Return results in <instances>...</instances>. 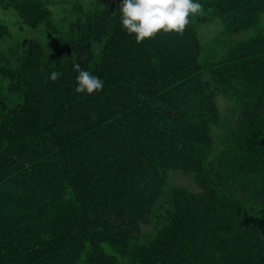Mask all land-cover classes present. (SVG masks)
I'll use <instances>...</instances> for the list:
<instances>
[{"label": "trees", "instance_id": "trees-1", "mask_svg": "<svg viewBox=\"0 0 264 264\" xmlns=\"http://www.w3.org/2000/svg\"><path fill=\"white\" fill-rule=\"evenodd\" d=\"M1 2L54 41L0 66V264H264V0H196L183 35L143 43L120 0H83L66 31L44 0ZM214 21L254 33L204 68ZM74 62L101 92L75 91ZM217 94L238 107L215 146ZM168 171L198 192L172 188L167 208Z\"/></svg>", "mask_w": 264, "mask_h": 264}, {"label": "rangeland", "instance_id": "rangeland-1", "mask_svg": "<svg viewBox=\"0 0 264 264\" xmlns=\"http://www.w3.org/2000/svg\"><path fill=\"white\" fill-rule=\"evenodd\" d=\"M52 11L50 27L54 30L66 31L68 24L73 20L75 5H79L83 0H44ZM0 21L5 23L10 31V37L0 41V66L8 63L9 52L15 53L31 39L42 43L53 44L52 32L47 27L29 29L19 19L12 8H5L0 0ZM253 31L241 32L238 34L229 33L219 21L198 25V34L202 48L201 60L204 68L220 59L234 43L244 41L253 35ZM7 57V59H6ZM7 62V63H6ZM217 105L220 113V128L214 129L213 137L215 146L218 138L224 135L223 129L231 118H234L237 111V104L234 99L217 94ZM181 187L189 192H198L195 179L192 175L183 174L180 171H168L166 173L165 198L161 202L168 208V191L172 188ZM160 210L157 215H160ZM151 226V225H150Z\"/></svg>", "mask_w": 264, "mask_h": 264}, {"label": "clouds", "instance_id": "clouds-1", "mask_svg": "<svg viewBox=\"0 0 264 264\" xmlns=\"http://www.w3.org/2000/svg\"><path fill=\"white\" fill-rule=\"evenodd\" d=\"M118 7L122 30L134 36L137 43L155 39L162 31L183 35L191 17L203 14V5L196 0H120ZM73 70L78 73L77 93L93 95L103 90L104 81L81 69L79 63L74 62ZM61 76L62 73L53 71L49 78L57 82Z\"/></svg>", "mask_w": 264, "mask_h": 264}]
</instances>
